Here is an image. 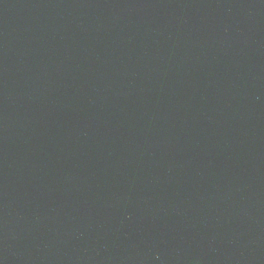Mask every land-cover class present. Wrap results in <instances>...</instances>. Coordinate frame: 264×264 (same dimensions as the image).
<instances>
[{
  "label": "water",
  "instance_id": "obj_1",
  "mask_svg": "<svg viewBox=\"0 0 264 264\" xmlns=\"http://www.w3.org/2000/svg\"><path fill=\"white\" fill-rule=\"evenodd\" d=\"M0 264H264V0H0Z\"/></svg>",
  "mask_w": 264,
  "mask_h": 264
}]
</instances>
